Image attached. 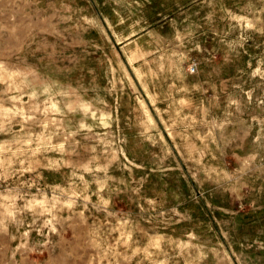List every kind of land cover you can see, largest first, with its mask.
Instances as JSON below:
<instances>
[{"label":"rangeland","instance_id":"374dc122","mask_svg":"<svg viewBox=\"0 0 264 264\" xmlns=\"http://www.w3.org/2000/svg\"><path fill=\"white\" fill-rule=\"evenodd\" d=\"M0 264H264V0H0Z\"/></svg>","mask_w":264,"mask_h":264},{"label":"built area","instance_id":"2783aa9c","mask_svg":"<svg viewBox=\"0 0 264 264\" xmlns=\"http://www.w3.org/2000/svg\"><path fill=\"white\" fill-rule=\"evenodd\" d=\"M189 70H190V73H193L195 71V67L192 66V67L189 68Z\"/></svg>","mask_w":264,"mask_h":264}]
</instances>
